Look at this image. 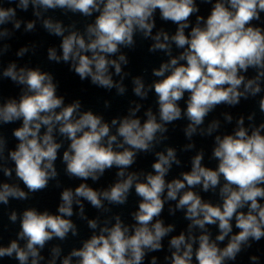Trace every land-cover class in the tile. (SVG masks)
<instances>
[{"label": "clouds", "instance_id": "clouds-1", "mask_svg": "<svg viewBox=\"0 0 264 264\" xmlns=\"http://www.w3.org/2000/svg\"><path fill=\"white\" fill-rule=\"evenodd\" d=\"M201 2L212 3V0ZM7 3H15L16 7L0 4V39L11 34L4 25L21 27L16 9L27 11L31 5L33 15L42 19L44 29L62 38L60 54L50 47L48 60L69 63L70 70L80 80L90 78L93 85L116 88L118 94H123L125 87L113 80L110 68L120 76L121 65L128 61L124 54L116 59L110 57L121 46H132L136 32L155 41L150 51L163 50L170 59L153 69V75L162 79L149 86L158 98L159 119L148 109L143 122L137 116L139 104L127 116L113 118L109 124L91 110L82 111L78 99L65 104L64 98L57 95V84L50 73L39 68H17L14 62L3 70V77L23 86L18 100L8 99L0 104V124L21 122L13 130L18 144L8 151V159L14 162L15 176L27 192L19 184L2 183L0 203L7 205L10 198L27 200L29 193L46 189L49 181L56 179L55 161L62 147L57 134L70 141L62 156L69 177L97 181L106 170L116 167L118 179L103 190L87 183H80L75 189L64 188L55 215L46 210L25 209L19 216L17 239L7 247L0 246V257L14 256L19 264H41L44 260L41 250L46 243L54 238L63 241L70 232L77 235L76 225L70 219L74 204L79 207L80 217L86 219L82 200L96 209L109 211L104 201L124 205L133 188L140 197L138 210L132 213L135 223L127 225L119 215L114 217L111 227L105 221L99 234L85 240L82 247L74 248L60 264H74L73 258L75 264H143L146 254L161 250L163 238L174 231V225L166 226L159 219L166 201H176L175 208L169 211L174 214L177 209L184 210L185 219L190 221L187 233L170 238L171 264H193V258L196 264H227L251 248L252 242L264 238V203L260 202L264 200V123L251 126L249 133L244 118L240 117L233 134L216 135L212 152L218 161L215 169L202 164L204 153L200 151L192 157L190 171L181 173L182 178L167 181L165 177L172 165L180 164L176 150L167 147L155 152L152 172L127 171L138 153L151 152L167 139L166 125L186 117L189 123L184 131L189 139L198 130L201 135L210 136L219 128V121L213 120L206 129L200 126L216 106H234L242 97H256L264 91V27L252 23L261 19L264 0H215L207 18L198 15L188 34L185 29L190 27L189 18L199 11L195 0H7ZM57 8L84 17L97 15L94 23L87 24L81 33L74 24L66 27L62 21L42 18L43 12ZM157 10L162 20L177 25L174 35L169 36L162 29L152 35ZM35 23V20L27 21L26 31H32ZM172 43L182 49L178 56H171ZM6 49L4 46L0 52ZM27 51L21 48L17 55L23 56ZM249 69L255 70V76L249 78L244 74ZM133 85L136 96L147 97L148 91L140 77L133 79ZM185 93L189 95L182 111L178 102ZM258 104L264 113V96ZM253 117L254 114L248 119L251 121ZM225 119L230 122L232 117L226 114ZM6 147L7 141L0 134V161L5 159ZM186 147L190 149L194 145ZM0 169L6 177L12 176L13 170L3 163ZM197 186L204 192L218 189L222 203L203 200L193 190ZM9 219L15 223L17 213L12 211ZM87 223L91 229L98 227L96 219ZM206 225L218 227L214 239ZM196 228L201 230L199 235L193 233ZM226 238L227 243L221 247ZM20 241H24L23 245ZM194 245L198 246L194 248ZM60 255L61 248L54 246L48 264H57ZM250 259L253 264H259V257L253 255ZM151 264H157L155 256Z\"/></svg>", "mask_w": 264, "mask_h": 264}]
</instances>
